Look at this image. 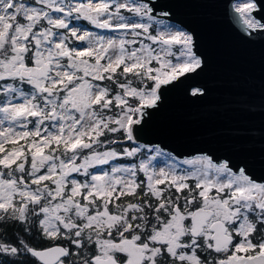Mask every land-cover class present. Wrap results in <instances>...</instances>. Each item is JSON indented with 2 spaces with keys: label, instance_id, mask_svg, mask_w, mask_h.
Returning a JSON list of instances; mask_svg holds the SVG:
<instances>
[{
  "label": "snow or ice",
  "instance_id": "6c2138e0",
  "mask_svg": "<svg viewBox=\"0 0 264 264\" xmlns=\"http://www.w3.org/2000/svg\"><path fill=\"white\" fill-rule=\"evenodd\" d=\"M157 8L0 0V264H264V177L253 172H264V147L177 159L137 143L167 87L206 63L193 32ZM258 10L235 6L250 35L264 34Z\"/></svg>",
  "mask_w": 264,
  "mask_h": 264
},
{
  "label": "water",
  "instance_id": "95a60500",
  "mask_svg": "<svg viewBox=\"0 0 264 264\" xmlns=\"http://www.w3.org/2000/svg\"><path fill=\"white\" fill-rule=\"evenodd\" d=\"M233 1L157 0V11H171L172 23L193 32L195 50L206 63L198 75L167 87L160 111L137 142L159 144L177 157L259 155L264 147V34L246 31ZM253 2L259 9L253 17L264 22V0ZM197 87L207 95H189ZM253 172L264 177L259 168Z\"/></svg>",
  "mask_w": 264,
  "mask_h": 264
},
{
  "label": "rangeland",
  "instance_id": "374dc122",
  "mask_svg": "<svg viewBox=\"0 0 264 264\" xmlns=\"http://www.w3.org/2000/svg\"><path fill=\"white\" fill-rule=\"evenodd\" d=\"M76 2H79V0H73V3H76ZM84 2H86V0H84ZM237 3H238V0L233 1V4H232L233 8L237 5ZM125 15H127V13H125ZM69 24H70V27H76V28H79L80 30H88L90 32H93L94 34L103 35L105 37L121 35L120 32H112L109 30L97 29L94 26H92L88 21L83 20V19H82V21H80V20H77L74 18H69ZM14 102H18V101H14ZM0 117H2V114H0ZM0 126H6V122H5V125H0ZM175 157H177V156H175ZM191 157L184 156V157H177V159H184V158H191ZM160 160H162V158H158L157 161H153V165L156 166ZM110 163H115V162H110ZM125 164H127V163H125ZM159 166H163V163H159ZM108 167H109L108 165L99 166L95 169H90V171L101 172L102 170H105ZM73 176L76 177L75 175H73ZM78 179H83V177H80Z\"/></svg>",
  "mask_w": 264,
  "mask_h": 264
},
{
  "label": "trees",
  "instance_id": "16d2710c",
  "mask_svg": "<svg viewBox=\"0 0 264 264\" xmlns=\"http://www.w3.org/2000/svg\"><path fill=\"white\" fill-rule=\"evenodd\" d=\"M80 21H82V19H80ZM2 100H3V97L0 96V101H2ZM137 143L138 144H141L139 142H137ZM123 163H128V161H123ZM73 175H75L77 178H80L75 173ZM161 187H163V186H161ZM17 232H18V229L17 228L9 226L7 228V232H6L7 242H14V241H16V239H17ZM20 235H22V230H20ZM29 242L32 243L35 246H38V241L35 238L31 239ZM63 244L67 246V243L66 242H64Z\"/></svg>",
  "mask_w": 264,
  "mask_h": 264
},
{
  "label": "built area",
  "instance_id": "2783aa9c",
  "mask_svg": "<svg viewBox=\"0 0 264 264\" xmlns=\"http://www.w3.org/2000/svg\"><path fill=\"white\" fill-rule=\"evenodd\" d=\"M255 18V17H254ZM255 19H257V18H255ZM258 20V19H257Z\"/></svg>",
  "mask_w": 264,
  "mask_h": 264
},
{
  "label": "bare ground",
  "instance_id": "6f19581e",
  "mask_svg": "<svg viewBox=\"0 0 264 264\" xmlns=\"http://www.w3.org/2000/svg\"><path fill=\"white\" fill-rule=\"evenodd\" d=\"M261 22H263V21H261Z\"/></svg>",
  "mask_w": 264,
  "mask_h": 264
}]
</instances>
